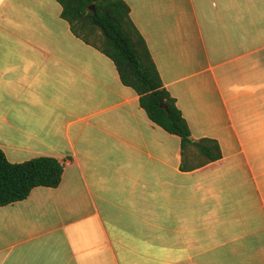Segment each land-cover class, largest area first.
<instances>
[{
  "label": "crops",
  "instance_id": "0c3cea01",
  "mask_svg": "<svg viewBox=\"0 0 264 264\" xmlns=\"http://www.w3.org/2000/svg\"><path fill=\"white\" fill-rule=\"evenodd\" d=\"M193 142L152 121L57 0H0V149L57 187L0 206V264H264V0H124Z\"/></svg>",
  "mask_w": 264,
  "mask_h": 264
},
{
  "label": "trees",
  "instance_id": "16d2710c",
  "mask_svg": "<svg viewBox=\"0 0 264 264\" xmlns=\"http://www.w3.org/2000/svg\"><path fill=\"white\" fill-rule=\"evenodd\" d=\"M57 1L72 32L114 61L122 82L139 94L140 105L149 118L180 136L182 169L195 168L185 164V151L191 144L205 157L197 166L221 158L216 140L205 138L193 142L191 139L188 123L176 100L164 88L146 41L131 20L130 8L124 0ZM62 174L63 165L56 158L43 156L12 163L0 149V206L27 198L35 187H57Z\"/></svg>",
  "mask_w": 264,
  "mask_h": 264
}]
</instances>
